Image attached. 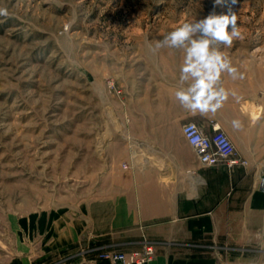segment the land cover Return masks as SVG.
<instances>
[{
	"label": "rangeland",
	"instance_id": "1",
	"mask_svg": "<svg viewBox=\"0 0 264 264\" xmlns=\"http://www.w3.org/2000/svg\"><path fill=\"white\" fill-rule=\"evenodd\" d=\"M0 8L8 10L0 16V264H49L59 253L41 257L48 228L110 220L133 153L142 167L144 143L183 138L185 123L174 124L186 108L175 96L189 83H180L183 50L152 49L213 3L0 0ZM215 12L236 13L243 37L217 45L237 69L220 76L249 95L264 84V0H226ZM260 95L261 107L246 104L253 117L264 113ZM160 111L171 120L166 134L154 127ZM225 228L238 254L264 253V213Z\"/></svg>",
	"mask_w": 264,
	"mask_h": 264
},
{
	"label": "crops",
	"instance_id": "2",
	"mask_svg": "<svg viewBox=\"0 0 264 264\" xmlns=\"http://www.w3.org/2000/svg\"><path fill=\"white\" fill-rule=\"evenodd\" d=\"M219 89H223L219 107L185 108L174 124L194 122L206 133L219 125L248 162L246 166L233 170L224 164L203 166L183 133L178 144L166 139L144 143L143 166L135 153L126 163L122 183L111 200V219L105 222L90 216L92 224H53L46 230L41 257L77 252L69 264H109L83 251L105 246L137 250L146 235L156 243L152 264H264V253L238 254L229 246L225 231V224H255L257 215L264 213V190L258 188L264 177V113L262 109L253 117L246 109L247 103L261 107L264 84L260 80L249 95H241L223 75ZM154 118L155 130L171 131L167 113L160 111ZM155 150L161 152L153 158Z\"/></svg>",
	"mask_w": 264,
	"mask_h": 264
},
{
	"label": "clouds",
	"instance_id": "3",
	"mask_svg": "<svg viewBox=\"0 0 264 264\" xmlns=\"http://www.w3.org/2000/svg\"><path fill=\"white\" fill-rule=\"evenodd\" d=\"M213 10L204 18L185 22L155 42L153 51L168 48L183 50V64L180 67L181 87L175 96L186 108L195 110H214L219 107L223 89L217 90L220 75L227 72L235 78L237 69L231 66V61L219 50L217 45L231 47L233 41L242 39L237 24V15L216 14L215 8L222 6L226 0H212ZM236 4L237 0H231ZM8 10L0 8V16H7ZM216 101L215 104L212 102Z\"/></svg>",
	"mask_w": 264,
	"mask_h": 264
},
{
	"label": "built area",
	"instance_id": "4",
	"mask_svg": "<svg viewBox=\"0 0 264 264\" xmlns=\"http://www.w3.org/2000/svg\"><path fill=\"white\" fill-rule=\"evenodd\" d=\"M182 133L203 166L224 164L233 170L248 163L239 156L235 143L219 125H215L211 133H206L197 123L187 122L182 127ZM124 168H127L126 164ZM258 187L264 190V177L261 178ZM86 253L109 264H152L156 257V243L144 235L142 246L137 250L124 251L113 246H105L92 248ZM58 257V262L54 260L49 264H69L71 254L61 253Z\"/></svg>",
	"mask_w": 264,
	"mask_h": 264
}]
</instances>
